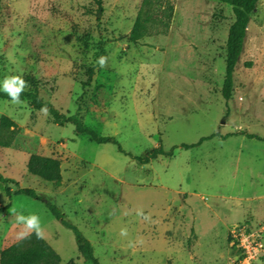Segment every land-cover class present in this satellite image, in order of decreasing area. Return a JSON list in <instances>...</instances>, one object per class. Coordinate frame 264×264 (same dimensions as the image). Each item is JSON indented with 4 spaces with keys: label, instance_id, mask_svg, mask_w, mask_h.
Listing matches in <instances>:
<instances>
[{
    "label": "rangeland",
    "instance_id": "rangeland-1",
    "mask_svg": "<svg viewBox=\"0 0 264 264\" xmlns=\"http://www.w3.org/2000/svg\"><path fill=\"white\" fill-rule=\"evenodd\" d=\"M169 1L166 32L133 42L142 0H0V91L19 76L25 91L116 141L96 144L48 111L0 99V118L18 127L0 148V175L11 193L29 188L56 205L99 264H236L230 229L264 225V0L250 16L228 101L221 88L231 7ZM158 146L172 155L132 158ZM31 154L59 160L62 181L31 175ZM8 203L0 250L30 233L17 217L35 214L59 264H89L42 199L0 190V209ZM252 264H264V253Z\"/></svg>",
    "mask_w": 264,
    "mask_h": 264
},
{
    "label": "trees",
    "instance_id": "trees-1",
    "mask_svg": "<svg viewBox=\"0 0 264 264\" xmlns=\"http://www.w3.org/2000/svg\"><path fill=\"white\" fill-rule=\"evenodd\" d=\"M229 5L233 12V22L230 24L226 42H225V70L221 88L222 98L228 101L233 91V74L236 63L242 53L246 31L249 24L250 16L255 11L260 0H218ZM174 7L169 0H142V4L138 15L132 27L129 39L137 42L139 39L149 34L165 33L168 29ZM93 70L87 73L88 81L92 78ZM0 99L11 100L6 92L0 91ZM20 101H26L33 109H46L50 116L60 124H72L76 134H86L96 144L115 143L112 137L99 136L91 128L84 125L77 114L65 115L53 108L49 103L43 101L39 94L35 91H25L20 93ZM17 124L6 116L0 118V148H8L11 141L17 133ZM217 134L202 138L196 145H200L203 141L209 140ZM250 138H255L249 135ZM259 139V138H256ZM195 145H182L184 149H188ZM119 151H122L118 147ZM173 150V149H172ZM172 150L165 152L161 146H158L142 157H132L140 164H148L162 155H172ZM27 171L45 182L59 184L62 181V170L60 161L51 157L38 154H31L26 163ZM11 181L0 175V190L8 197L25 195L33 199H42L46 209L52 217L62 223L66 228L71 229L74 233L76 246L79 254L89 264H99L93 255L91 244L84 238L76 227L70 225L63 220L62 214L56 205L50 203L44 198L37 196L36 192L29 188H18L11 193L8 184ZM10 207V203L0 209V213ZM60 258L58 254L49 246V244L37 236L35 231L30 232L20 240L0 250V264H59Z\"/></svg>",
    "mask_w": 264,
    "mask_h": 264
},
{
    "label": "built area",
    "instance_id": "built-area-1",
    "mask_svg": "<svg viewBox=\"0 0 264 264\" xmlns=\"http://www.w3.org/2000/svg\"><path fill=\"white\" fill-rule=\"evenodd\" d=\"M229 239L239 257L236 264H252L264 253V225L253 228L249 224H238L229 231Z\"/></svg>",
    "mask_w": 264,
    "mask_h": 264
},
{
    "label": "clouds",
    "instance_id": "clouds-1",
    "mask_svg": "<svg viewBox=\"0 0 264 264\" xmlns=\"http://www.w3.org/2000/svg\"><path fill=\"white\" fill-rule=\"evenodd\" d=\"M101 65L104 64V59L101 58L99 61ZM26 82L19 76L8 77L3 81L2 90L6 92L14 103L20 102V93L25 89ZM46 111V109H42ZM18 222L23 223L28 232L35 231L39 237L41 232L40 219L37 215L33 214L30 216L19 215L17 217ZM25 235L27 233H24ZM122 234H125L122 230Z\"/></svg>",
    "mask_w": 264,
    "mask_h": 264
}]
</instances>
